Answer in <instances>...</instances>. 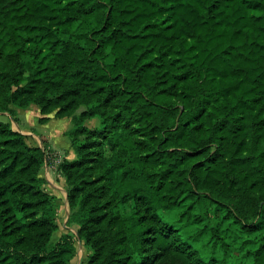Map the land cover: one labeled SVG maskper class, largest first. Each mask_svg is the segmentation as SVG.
I'll list each match as a JSON object with an SVG mask.
<instances>
[{"label": "trees", "instance_id": "16d2710c", "mask_svg": "<svg viewBox=\"0 0 264 264\" xmlns=\"http://www.w3.org/2000/svg\"><path fill=\"white\" fill-rule=\"evenodd\" d=\"M32 105L72 119L88 264H264V0H0V264H71L47 146L2 119Z\"/></svg>", "mask_w": 264, "mask_h": 264}, {"label": "rangeland", "instance_id": "374dc122", "mask_svg": "<svg viewBox=\"0 0 264 264\" xmlns=\"http://www.w3.org/2000/svg\"><path fill=\"white\" fill-rule=\"evenodd\" d=\"M25 116H26V111L20 110L19 116L17 117V122L20 125L23 124L22 119L23 118L25 119ZM2 119L6 122L9 121L8 118L4 116L2 117ZM67 121H69V128L72 129L74 126L72 119L64 120V125L67 123ZM87 126L90 129L99 128L100 120L95 119L92 122H89ZM35 132L36 134L42 133L41 128L40 127L36 128ZM105 152H106V155L110 154V149L107 146H105ZM53 155H56L57 158L52 159V157H55ZM50 157L51 159H48L47 164H46L48 168L51 169L50 171L52 175L50 176L48 174V178L50 179V182H51V185H48V189H50L52 193H56V195L58 196L56 197L59 200L57 201L59 228L53 236L52 244L56 245L57 243H59L60 240L65 235L71 236L75 244V247H76L75 257L73 258L71 264H88L90 251L86 248L85 243L81 241L78 236L79 226L70 222L71 209H70L68 198H67V191H66L67 184H66L65 178L61 177L60 174L58 173V168L64 159L71 160L70 158H72V160H74L76 158L75 150L73 147H71L70 150L63 151L62 154L59 151H57L56 153V152H53V150H51ZM205 238H207V236ZM205 238L202 240L200 244V246L202 247H204ZM228 241L230 243V246L227 247L228 250L230 251L228 253V256H231L233 259H238L239 257L243 256L248 250L256 248L255 243H254V241H256V238L254 235H249L245 233L237 234L234 238L228 239ZM207 251L208 249L206 248L205 252Z\"/></svg>", "mask_w": 264, "mask_h": 264}, {"label": "crops", "instance_id": "0c3cea01", "mask_svg": "<svg viewBox=\"0 0 264 264\" xmlns=\"http://www.w3.org/2000/svg\"><path fill=\"white\" fill-rule=\"evenodd\" d=\"M16 111V116H19V111H26L25 119L23 120V124L20 125L16 122L9 114H5L4 117L8 118V123L11 124V127L14 131L19 132L26 136V141L30 146L41 147L44 148V142L47 146V150L51 153L59 151L61 154L63 151H68L71 149V142L68 137V132L71 130L69 128V121L64 125V119H57L54 115L50 116V120L41 124L40 119L42 118L41 110L37 105H32L28 108L21 109L14 107ZM61 120V121H60ZM71 120V119H70ZM40 127L42 133L36 134L35 129ZM72 160V158H70ZM51 169L48 166H45L43 171V178L46 179L45 189L48 193L53 196H57L56 193H52L50 189H48V185H51L50 179L48 178V174L51 175ZM58 197V196H57Z\"/></svg>", "mask_w": 264, "mask_h": 264}, {"label": "built area", "instance_id": "2783aa9c", "mask_svg": "<svg viewBox=\"0 0 264 264\" xmlns=\"http://www.w3.org/2000/svg\"><path fill=\"white\" fill-rule=\"evenodd\" d=\"M53 156H55V157H52V159L57 158L56 155H53ZM49 159H51L50 154H49Z\"/></svg>", "mask_w": 264, "mask_h": 264}, {"label": "water", "instance_id": "95a60500", "mask_svg": "<svg viewBox=\"0 0 264 264\" xmlns=\"http://www.w3.org/2000/svg\"><path fill=\"white\" fill-rule=\"evenodd\" d=\"M68 197V196H67Z\"/></svg>", "mask_w": 264, "mask_h": 264}]
</instances>
